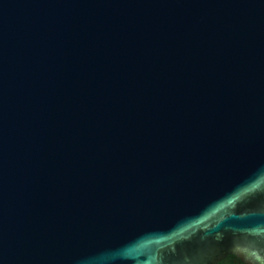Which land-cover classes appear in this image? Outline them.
Here are the masks:
<instances>
[{
    "label": "water",
    "instance_id": "95a60500",
    "mask_svg": "<svg viewBox=\"0 0 264 264\" xmlns=\"http://www.w3.org/2000/svg\"><path fill=\"white\" fill-rule=\"evenodd\" d=\"M264 264V0H0V264Z\"/></svg>",
    "mask_w": 264,
    "mask_h": 264
},
{
    "label": "trees",
    "instance_id": "16d2710c",
    "mask_svg": "<svg viewBox=\"0 0 264 264\" xmlns=\"http://www.w3.org/2000/svg\"><path fill=\"white\" fill-rule=\"evenodd\" d=\"M219 264H245L238 256L229 255L224 258Z\"/></svg>",
    "mask_w": 264,
    "mask_h": 264
},
{
    "label": "flooded vegetation",
    "instance_id": "af4514ba",
    "mask_svg": "<svg viewBox=\"0 0 264 264\" xmlns=\"http://www.w3.org/2000/svg\"><path fill=\"white\" fill-rule=\"evenodd\" d=\"M246 264V263H245Z\"/></svg>",
    "mask_w": 264,
    "mask_h": 264
}]
</instances>
